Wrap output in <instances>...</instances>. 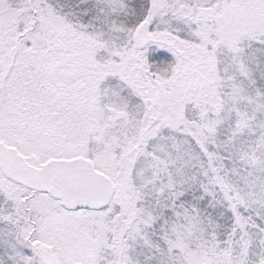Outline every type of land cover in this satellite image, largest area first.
<instances>
[{"label": "snow or ice", "instance_id": "6c2138e0", "mask_svg": "<svg viewBox=\"0 0 264 264\" xmlns=\"http://www.w3.org/2000/svg\"><path fill=\"white\" fill-rule=\"evenodd\" d=\"M0 264H264V0H0Z\"/></svg>", "mask_w": 264, "mask_h": 264}]
</instances>
